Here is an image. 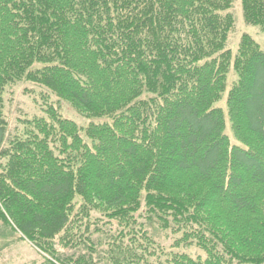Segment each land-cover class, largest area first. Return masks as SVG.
<instances>
[{"label": "trees", "instance_id": "16d2710c", "mask_svg": "<svg viewBox=\"0 0 264 264\" xmlns=\"http://www.w3.org/2000/svg\"><path fill=\"white\" fill-rule=\"evenodd\" d=\"M232 2L0 0V224L45 264H264V52L226 49ZM240 2L264 32V0ZM20 81L88 124L47 105L6 139Z\"/></svg>", "mask_w": 264, "mask_h": 264}, {"label": "rangeland", "instance_id": "374dc122", "mask_svg": "<svg viewBox=\"0 0 264 264\" xmlns=\"http://www.w3.org/2000/svg\"><path fill=\"white\" fill-rule=\"evenodd\" d=\"M228 12L234 18V26L228 35L226 49L235 54L241 36L247 34L260 45L261 50L264 52V32L259 27L247 24L244 21L240 0H233ZM234 79L235 75L230 71L227 76V88H229ZM226 95L227 91L224 92L221 100L217 103L223 109ZM47 105L57 108L62 117L71 119L80 126H85L89 122V120L78 115L67 102L58 100L45 87L27 81H20L6 86L3 92L2 113L6 122V139L20 134L23 131V122L25 120L31 119L34 116L44 117L43 110ZM226 133L231 143L237 144L228 122L226 124ZM94 216L98 219L94 221L95 224L91 228L97 226L100 229L108 230L112 226V232L115 231L116 227L114 223L112 225L103 224L105 222L104 218H101L99 215ZM147 229L155 240V243L167 250H169L170 245L179 236L170 230H161L154 224L147 223ZM178 251L186 252L192 257L200 256L203 258L205 256L195 245L187 248L181 247ZM0 264H45V261L30 242L20 240L19 234L12 233L0 224Z\"/></svg>", "mask_w": 264, "mask_h": 264}]
</instances>
